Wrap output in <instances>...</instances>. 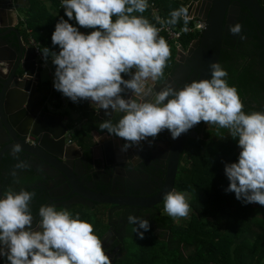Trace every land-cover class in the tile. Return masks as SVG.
<instances>
[{
	"label": "clouds",
	"instance_id": "9594fccd",
	"mask_svg": "<svg viewBox=\"0 0 264 264\" xmlns=\"http://www.w3.org/2000/svg\"><path fill=\"white\" fill-rule=\"evenodd\" d=\"M60 4L67 19L59 17L51 33V42L59 50L47 46L40 50L45 64L54 65L55 90L74 103L87 100L103 109L109 119L99 129L125 141L122 152L144 141L151 144L164 130L176 139L201 121L228 129L239 153L236 161L224 163L228 179L224 190L244 204L264 206V111H244L239 92L229 85L227 70L220 63H210L208 78L157 89L170 50L143 15L149 0H60ZM181 19L187 24L182 7L172 10L167 22L176 24ZM229 31L238 34L241 25L234 24ZM112 113L120 114L115 122ZM12 151L19 153L21 146L14 145ZM22 167L23 163L17 164ZM34 196L23 188L0 193L4 264H111L90 222L51 203L39 207L35 220ZM163 207L170 217H188V193L168 191ZM127 221L141 239L150 228L141 216L130 213Z\"/></svg>",
	"mask_w": 264,
	"mask_h": 264
},
{
	"label": "trees",
	"instance_id": "16d2710c",
	"mask_svg": "<svg viewBox=\"0 0 264 264\" xmlns=\"http://www.w3.org/2000/svg\"><path fill=\"white\" fill-rule=\"evenodd\" d=\"M51 1L52 12L31 2L25 10L26 25L34 38L40 41L41 50L45 46L54 50L56 46L51 42V33L55 23L61 16L67 19L63 8H59L60 0ZM153 1L172 28L193 24L192 20L185 24L183 19L176 24L167 22L172 10L184 8L185 0ZM258 1L264 9V0ZM143 15L158 28L159 24L153 17L150 18L148 9ZM242 28V41L235 50L233 44L222 41L218 63L227 70L229 85L237 88L244 111H259L264 103V35L250 14L244 18ZM161 36L165 37L164 34ZM198 36L199 32L184 33L179 43L186 47ZM167 44L170 56L164 73L173 64L176 50L172 42ZM52 68L54 70V65ZM250 103H254L255 107ZM79 109L80 119H86L81 129L85 138L78 139L81 137L78 131L72 138L78 139L83 148L90 152L89 133L92 130L103 132L99 129L102 120L95 116L94 111L86 109L85 105H80ZM216 129L215 136L206 141H191L185 150L189 163L187 166L182 164L176 176V190L189 194V220L174 225L173 218L165 214L161 222L169 226L170 240H158L150 236H144L141 240H128L125 257L111 261V264H264V206L258 203L257 206L244 204L235 198L234 193L225 192L228 179L224 174V163L236 161L238 146L228 136V129ZM42 204V200L38 201L31 209L37 213ZM77 213L84 220L89 217L86 221H91L95 234L100 237L97 230L102 220H91L90 213H82L81 210L73 214ZM249 235L252 239H249ZM0 264H4V260Z\"/></svg>",
	"mask_w": 264,
	"mask_h": 264
},
{
	"label": "water",
	"instance_id": "95a60500",
	"mask_svg": "<svg viewBox=\"0 0 264 264\" xmlns=\"http://www.w3.org/2000/svg\"><path fill=\"white\" fill-rule=\"evenodd\" d=\"M23 1L0 0V145H2L0 146V173L16 159H39L51 170L63 176L67 187L73 189L72 193L90 201L91 204L95 202L96 204L152 206L161 202L164 194L174 189L179 158L186 140L185 133L176 139L170 138L171 152L165 173V182L161 191L150 198L122 197L116 194L104 195L98 188L93 187L92 180H86L74 169L64 170V167H60L55 162V160L60 162L58 161L60 152L65 160L68 157L67 147L70 144L65 142L68 127L63 123L62 116L40 110L42 92L35 89V85L30 87L34 60L28 51L20 46V35L15 27L19 19V8ZM232 2L246 8L264 35V9L258 0H185L184 9L188 19L203 20L205 28L199 32V36L192 40L187 48L178 47L175 61L179 63V69L177 72L170 71L164 74V79L158 82L157 89L168 83L170 79L173 80V83L176 82V74L182 70L195 71V79L210 76L209 65L219 61L224 28L231 21L229 11L232 8ZM193 45L199 46L197 48L198 61L189 63L186 60ZM112 115V119H116L115 116L120 114L112 113ZM99 117L109 118L103 109H100ZM28 135L32 136L36 143H29L26 140ZM104 135L106 138L107 134ZM110 138L118 141L119 146L125 143L120 138L111 135ZM16 144L21 146L19 153L12 151ZM110 144L116 148V144L113 142L101 145V156L105 167H113L118 164V161L108 160L107 148ZM64 164L67 167V164L71 163L67 160ZM49 175H52L53 178V174ZM95 181L98 182L101 189L106 188L103 180L96 179ZM76 185L86 190V193L75 190ZM3 191L4 189L0 185V193ZM144 201H149L150 204H144ZM38 219L39 217L36 218V220Z\"/></svg>",
	"mask_w": 264,
	"mask_h": 264
},
{
	"label": "flooded vegetation",
	"instance_id": "af4514ba",
	"mask_svg": "<svg viewBox=\"0 0 264 264\" xmlns=\"http://www.w3.org/2000/svg\"><path fill=\"white\" fill-rule=\"evenodd\" d=\"M231 5L232 8L229 11V15L231 16L229 19L231 21L227 23L224 28L222 41L228 42L231 45L233 44V50H235V48L242 41V23L244 18L249 16V13L241 4L232 2ZM237 23L241 25V31L238 34H233L229 31V27ZM15 27L18 29V33L20 35V46L27 49L28 51H31L29 48L30 45L27 44V39L23 33V30L17 25ZM197 48H199L198 45L192 46V51L187 57L186 61L189 63L198 61ZM178 69L179 63L175 61L174 57V61L169 72H177ZM176 77V82L173 83V80L170 79V81L166 84H170L173 87L179 88L185 83L195 79L196 75L195 71L190 69L178 72ZM250 104L254 106V103ZM46 107L50 114L57 116L60 114L56 113L60 110H63V108H60L59 106H56L57 108H54L53 110H51L48 105ZM259 111H264V103H262V108ZM61 116L63 117V123L68 127V131L71 128V123L64 117L65 115ZM208 127H214L216 130V126L211 124L208 125L206 122L201 121L185 133L186 140L184 141L183 149L180 154L177 173L182 164H186L183 162L186 154L185 150L188 148V145L191 143V141L200 139H204L206 141L210 139V135L207 132ZM81 129L82 124L75 132L78 131L80 135ZM73 134L69 139L65 136V142L68 140V144L75 143V146H77L78 150L75 151L72 146H68L67 159L65 160L62 157V153L60 152V160H58L60 162H57L56 160L55 162L60 167H64V170L69 168L76 170L81 174V176L89 174L93 169L103 172L108 185H106L105 190L99 188L98 190H102L101 192H104V195L112 196L113 194H116L117 196L122 197L132 196L150 198L157 195L163 188V184L165 182V173L167 171L169 155L171 152V136L167 130L159 133L158 136L151 142V144H149L147 141L141 142V144L137 146V150H135L136 154L134 155H122L119 149H110V147H108V160L110 161L113 159L114 161H118V164H115L113 167H104V160H102L101 151L98 149L92 151V155L96 156V158H93L91 162L92 156L89 150L86 151L82 145H78L77 140L72 138V136H74ZM28 137L30 138L29 140H27ZM149 139L151 140V138ZM26 140L32 144L36 143L35 139L29 135L26 137ZM43 155L45 154L43 153ZM67 160L71 164H67L66 167L64 163ZM27 162H29V164H27ZM27 162H23L24 167L21 169V174L32 173L33 175L38 176V178L34 180L35 182L28 186L29 190L27 188L28 191L35 193V198L31 204V207L36 205L38 201L42 200V205L49 203L55 204L57 207L69 209L72 213L77 212V210H81L82 213H90V215L93 216V220L94 218L101 219L102 225L97 231L100 233V239L102 241L104 251L109 256L111 261L125 257L128 240L140 239L136 233L133 232L134 226L129 224L127 221V217L130 213L148 219L150 228L148 231L144 232V236L154 237L158 240H170V228L168 225H163L161 222L163 216L166 214L163 211L164 209L161 208V205H163V200L152 206L149 205V201L143 202L149 206L115 205L110 203L96 204L95 202L91 204L90 201L72 193L73 189L71 190L67 187L63 176L56 173L54 170H51L39 159H29ZM102 163L104 164L103 166L101 165ZM187 165L188 163L186 166ZM98 166L103 168H98ZM47 174H53V178H47ZM5 176L6 175L3 172L0 173V185L2 188L5 181ZM40 176L42 177L40 178ZM92 183L93 187L97 188L95 182L92 181ZM174 189L176 190L175 183ZM75 190L82 192L84 191L86 193V190L78 185L75 186ZM33 211L34 210H32V213L34 219L36 220L38 217V212L35 213ZM2 261L3 259H0V263Z\"/></svg>",
	"mask_w": 264,
	"mask_h": 264
},
{
	"label": "crops",
	"instance_id": "0c3cea01",
	"mask_svg": "<svg viewBox=\"0 0 264 264\" xmlns=\"http://www.w3.org/2000/svg\"><path fill=\"white\" fill-rule=\"evenodd\" d=\"M180 1H184V0H180ZM30 2H31V4H33V3H35L36 5H37V7H44V8H46V9H48V10H50L51 12H52V9H51V7L53 6V4H52V1L51 0H48V2H46V0H24L23 2H22V6H20V8H19V14H18V17H19V19H18V21H17V26H19L22 30H23V33H24V35L26 36V39H27V44H28V37H29V35H31L33 38H34V36L32 35V31H31V29L30 28H28L27 27V25H26V21H25V10H27L28 9V7L30 6ZM49 3H50V5H51V7H49ZM157 7H158V9H159V11H160V15L162 16V14H161V10H160V8H159V6L157 5ZM54 8V7H53ZM60 8V7H59ZM184 8H185V6H184ZM20 10L22 11V12H20ZM148 11H149V13H150V18L152 17L151 16V11H150V9L148 8ZM54 14V13H53ZM154 18V17H153ZM162 18L164 19V17L162 16ZM155 20V19H154ZM188 20H191V19H188ZM156 21V20H155ZM165 21V20H164ZM157 22V21H156ZM158 23V22H157ZM159 24V23H158ZM167 24V23H166ZM169 25V24H168ZM80 31H82V32H88V31H90L89 29L88 30H86V29H82V28H80L79 29ZM161 34H163V33H161V32H158V36L160 37V38H163L166 42H167V38H166V36L165 37H162L161 36ZM35 39V38H34ZM37 42H39L40 43V41H38L37 39H35ZM167 43H169V41L167 42ZM29 45V44H28ZM27 45V46H28ZM190 45V44H189ZM189 45H187L186 47H184V48H187ZM40 46H41V43H40ZM180 46H181V44H180ZM29 48H30V50L31 51H28L27 49H25L26 51H28V54L29 55H31V57H32V59L34 60V67H33V76H32V80H31V82H30V87L31 86H33V85H35L34 84V80H36L38 77H37V75L39 74V71H40V68L37 66V57H36V54H35V52H34V50H33V48L31 47V46H29ZM175 48H176V50L178 49L177 47H176V45H175ZM59 49H58V46H56L55 48H54V51H58ZM176 54V53H175ZM175 54H174V57H175ZM171 65H172V63H171ZM171 67V66H170ZM170 67L168 68V70L164 73V74H166V73H168L169 72V70H170ZM45 69H47V71H48V75H49V79H50V74L51 73H54V70H53V68H52V64H51V62L49 61L46 65H45ZM165 70V69H164ZM23 76V75H22ZM49 79L48 80H46V81H44V82H42V83H38L37 85H35V89H37V90H39V91H41L42 92V96H41V100H40V104H42V107L40 106V110L41 111H46L47 113H49L48 112V110H47V108H46V105L47 104H49V105H54V108H57L56 106H59L60 107V105H59V103L58 104H56V100H57V97H56V95H49V96H47V94L48 93H50L51 92V88H50V86H49ZM160 82V81H159ZM45 97H46V99H45ZM86 106V109H88V110H92V111H94V114H95V116H97L98 118H100L99 117V115H100V109H98L95 105H92V104H90L88 101L87 102H85L84 100H83V102L82 101H80V102H78V106L77 107H75V106H71L70 105V107H69V109H71L72 110V115H71V117L69 116V115H65L64 117L71 123V125L73 124V122H81V119H85V118H81L80 119V109H79V106ZM59 116H61V115H59ZM71 119V120H70ZM101 120H102V122L104 121V120H107V119H109V118H107V117H105V118H100ZM43 120V119H42ZM113 121L115 122V119H113ZM86 122V120L84 121V122H81L82 123V127H84L83 126V124ZM107 134V132L106 131H103V132H98L97 130H92V131H90V133H89V136L91 137V142H90V146H89V148H90V154H91V156H92V158H91V162H92V159L93 158H96V156H93L92 155V151H94L95 149H98L99 151H101V145L102 144H104V143H108V142H113V143H115L116 144V148L117 149H120V146H119V142L118 141H115V140H113V139H111L110 138V135H108L107 134V137L105 138V135L104 134ZM80 135H81V137L80 138H78V139H83V136H84V138H85V135L82 133V132H80ZM78 139H75V140H77V143H78V145H82L81 143H79V141H78ZM66 143H69L68 142V140L66 141ZM0 146H2V145H0ZM70 146H72L73 147V149L75 150V151H77L78 150V148H77V146H75V143H71L70 144ZM83 146V145H82ZM111 149H113V148H115V146L114 147H112V145L110 144V146H109ZM137 148V146H133L130 150H128L127 152H122L121 151V154L122 155H127V154H136V152H135V150H137L136 149ZM99 157V156H98ZM103 160V159H102ZM27 162V161H29V159H27V158H22V159H16L13 163H10V164H8L9 166L7 167V168H4V170H2V172L6 175L5 176V181H4V185H3V189L5 190V189H8V188H13V189H15L16 191H18L19 189H21V188H23V189H26L27 190V188H28V190H29V185L31 184V183H33V182H35L34 180H36L37 178H38V176H36V175H33L32 173H28L27 175L24 173V174H21V169L22 168H17V164L18 163H23V162ZM101 163V162H100ZM27 164H29V162H27ZM102 166L104 165L103 163L101 164ZM101 166H98V168H100ZM105 167V166H104ZM101 168H103V167H101ZM105 170V169H104ZM6 172H7V174H6ZM42 176H40V178H41ZM46 177L47 178H49V179H52V175H49V174H47L46 175ZM84 178L85 179H87L88 181H94L95 182V185L97 186V188H99V189H101L100 188V186H99V184H98V182H96L95 180L96 179H100V180H103L104 181V183L106 184V185H108V183H107V181H106V179H105V177H104V175H103V172H101L100 170L99 171H96L95 169H93L89 174H87V175H85L84 176ZM90 184V183H89ZM6 185H8V187H5ZM104 190H105V188H104ZM100 191H102V190H100ZM104 193V192H103ZM31 204H32V202H31ZM252 204V206H257V203L254 205L253 203H251Z\"/></svg>",
	"mask_w": 264,
	"mask_h": 264
},
{
	"label": "built area",
	"instance_id": "2783aa9c",
	"mask_svg": "<svg viewBox=\"0 0 264 264\" xmlns=\"http://www.w3.org/2000/svg\"><path fill=\"white\" fill-rule=\"evenodd\" d=\"M60 8L61 4L59 5ZM151 11V16L154 17V19L159 23L158 26V32L163 33L166 38H167V42H172L174 45H176V47L178 48L180 46L179 44V39L181 38V36L184 33H193V32H201L204 28H205V22L203 20H199V19H191L193 21L192 25H187L184 27H180V28H172L170 25L166 24V22L164 21V19L162 18V16L160 15V11L157 7V4L153 1V0H149V7H148ZM28 44L30 46H32L34 48V51L36 53V57H37V66L40 69H44L45 68V62L42 59V54L40 52V43L37 42L31 35H29L28 37ZM38 77V75H37ZM39 77L34 80V84L37 85L39 83ZM49 86L51 88V92L47 94V96L49 95H56L57 100H56V104L59 103L60 108H69L70 105L71 106H78V103H74L72 102L70 99H68L67 97L63 96L60 92H58L57 90H55L53 88V73L50 74V79H49ZM49 108L51 110L54 109V105H49ZM86 119H82L81 122H84ZM81 122H73V124L71 125V128L67 131L66 133V137L69 139L71 138V135L80 128V125L82 124ZM29 140V138H28Z\"/></svg>",
	"mask_w": 264,
	"mask_h": 264
},
{
	"label": "rangeland",
	"instance_id": "374dc122",
	"mask_svg": "<svg viewBox=\"0 0 264 264\" xmlns=\"http://www.w3.org/2000/svg\"><path fill=\"white\" fill-rule=\"evenodd\" d=\"M20 12H22L21 10H20ZM175 53H176V50H175ZM38 77H39V80H40V83H42V82H44V81H46V80H48L49 79V75H48V71H47V69H40V71H39V74H38ZM235 80V78L233 79V81ZM82 102H83V100H81ZM85 102H87V100H84ZM47 106V105H46ZM47 108V107H46ZM56 114H60V115H69L70 117H71V115H72V110L71 109H69V108H65V109H63V110H60V111H58ZM71 120V119H70ZM217 130V129H216ZM207 132L209 133V135H210V138H212V137H214L215 136V129H214V127H208L207 128ZM236 152L237 153H239V148H237L236 149ZM219 155H223V154H220L219 153ZM183 162L184 163H189V157H188V155L187 154H185V157H184V160H183ZM188 199H190L189 198V194H188ZM254 205L256 204V203H253ZM161 208H163L164 209V207H163V205H161ZM191 209V208H190ZM164 211V210H163ZM191 211V210H190ZM165 212V211H164ZM190 213V212H189ZM87 218V217H86ZM90 218H91V220H93V216H91L90 215ZM173 218V217H172ZM189 218H190V214L188 215V217H186V218H173V222H174V225H177V224H179L180 223V221H182V220H184V221H187V220H189ZM87 219H89V217L87 218ZM86 219V220H87ZM91 222V221H90ZM137 237V236H136ZM138 238V237H137ZM249 239H252V236L251 235H249ZM140 240V239H139ZM128 245V244H127Z\"/></svg>",
	"mask_w": 264,
	"mask_h": 264
}]
</instances>
